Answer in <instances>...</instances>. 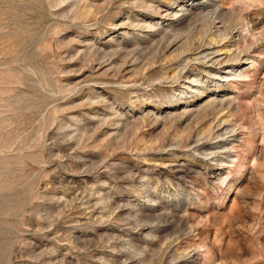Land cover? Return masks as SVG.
<instances>
[{"label":"rangeland","instance_id":"1","mask_svg":"<svg viewBox=\"0 0 264 264\" xmlns=\"http://www.w3.org/2000/svg\"><path fill=\"white\" fill-rule=\"evenodd\" d=\"M0 264H264V0H0Z\"/></svg>","mask_w":264,"mask_h":264}]
</instances>
